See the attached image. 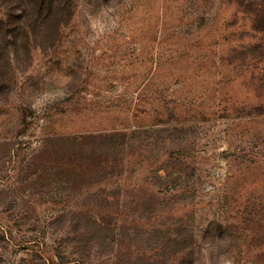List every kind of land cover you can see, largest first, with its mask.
<instances>
[{"label": "rangeland", "instance_id": "374dc122", "mask_svg": "<svg viewBox=\"0 0 264 264\" xmlns=\"http://www.w3.org/2000/svg\"><path fill=\"white\" fill-rule=\"evenodd\" d=\"M0 264H264V0H0Z\"/></svg>", "mask_w": 264, "mask_h": 264}]
</instances>
